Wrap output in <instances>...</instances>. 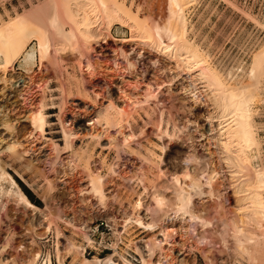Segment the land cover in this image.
<instances>
[{
    "label": "rangeland",
    "instance_id": "1",
    "mask_svg": "<svg viewBox=\"0 0 264 264\" xmlns=\"http://www.w3.org/2000/svg\"><path fill=\"white\" fill-rule=\"evenodd\" d=\"M41 1L0 0V26ZM76 1L72 7L80 13L91 9L81 0L82 11ZM113 1L141 25L148 18L162 25L166 18V0ZM182 15L186 40L198 58L190 64V77L154 50H131L128 39L143 34L138 38L136 31L116 24L110 36L88 39V44L80 40L46 57L32 41L26 52L34 51V58L26 63L22 56L11 68L4 66L9 51L0 45V171L4 167L42 211L24 207L8 177L0 179V188L13 190L0 195V264H29L32 258L36 264L40 257L58 264L56 249L63 264L81 262L74 249L64 252L67 243L82 248L86 259L110 256L117 263L122 258L130 264H264L263 253L250 247L248 254H240L230 234L223 233L219 219L238 221V207L248 202L235 192L242 173L234 174L225 161L222 120L198 76L209 68L225 82L244 81L251 53L264 47V0H186ZM119 47L133 65L127 67L119 55L116 62L123 70L117 72L112 50ZM89 56L103 69L81 72ZM192 85L194 93L204 91L196 104ZM253 110L257 144L241 164L248 176L264 167V103H254ZM39 111L42 120L35 125L31 117ZM63 128L75 134L68 147ZM12 143L14 150L5 151ZM89 175L104 180V204L91 193ZM208 176H214L212 186L205 184ZM176 177L186 188L192 179L201 184V194L193 195L188 206L194 219L175 214ZM153 194L161 200L159 207ZM137 199L142 204L135 210ZM44 213L54 220L48 230ZM135 215L141 224L131 221ZM256 217L262 239L264 214Z\"/></svg>",
    "mask_w": 264,
    "mask_h": 264
},
{
    "label": "bare ground",
    "instance_id": "2",
    "mask_svg": "<svg viewBox=\"0 0 264 264\" xmlns=\"http://www.w3.org/2000/svg\"><path fill=\"white\" fill-rule=\"evenodd\" d=\"M80 1H78L79 3L76 1V4H80ZM82 1L87 3L88 8H91L90 10H87L86 8L87 13L83 11L84 7L81 8V6H83L81 4V6L77 5L80 6V9H82L84 13H80V10L77 9L78 7L76 8V6L73 8L72 4L74 5V0H43L22 14H17L9 22L0 26V45L7 48L10 54V59L8 62L5 61L4 66L6 68H11L13 63L22 56L24 62L28 63L31 61L34 58L35 52H26V49L32 41H35L36 43L37 53L39 52L38 54L43 55L42 57H46L51 52L53 54H58V52H62L66 48H74L80 40L83 41V43L85 40L88 44V39L91 42V38L96 40L100 37H106L109 35L110 29L113 25L116 24L122 29L127 27L132 32L136 31L138 33V38L139 35H145L144 37L142 36V38L140 37L141 39H135L136 35L132 36L131 39H128V44L129 42L131 43V50H134V47H138L140 49L147 47L149 50H154L157 54L168 58L173 63L175 70L179 69L180 71H185L189 75L188 77H190V64L197 58V53L192 47H190L185 37L186 32L183 24L184 19L182 11L184 5L186 4V0H166L167 14L162 25H159L156 21H152L150 18L146 19L147 21L145 24H139V19H135V16L130 14L131 12L128 13L129 10H124L125 7L122 9V5H117L113 0ZM89 11L93 12V16L89 13ZM144 38H147L148 42L142 41ZM122 49L119 47L118 50H115V48L112 50V57L114 58L112 64L117 72L123 70L118 67L119 64L116 62V57L119 55L126 61L127 67L128 65H133L128 60L129 58L127 56L129 54L125 53ZM195 62L197 63L199 61ZM97 69L99 71V69L103 68L98 65L96 58L89 56L82 62L81 72L83 73L90 74ZM199 71L198 76L204 80L203 87L208 91L207 98H209L212 102V107H214L215 112H218V121L220 119L222 120L219 123L220 126H218L221 130L220 136L223 138L221 139V145L223 146V150L226 152L225 161L227 165H229L228 167L234 169V174L238 175L240 172L242 173L239 174L242 176L236 177V181L239 182L235 187V192L243 194L244 196L241 199L248 202L247 205L238 207V211H241V218L237 216L239 218L238 221H230L224 217L223 219H219L223 228V233L224 235L225 233L230 234L229 237L234 240L236 250L240 252V254H248L250 247L264 254V235L262 234V239H259L257 231L260 230L261 226L257 221L258 217H256L257 215L260 216L261 214H264V201L262 199L261 192L264 189V167H261L258 170H253L251 176H248V173L243 175L244 170L241 171V169H243L241 168V164L246 163L248 160V155L245 152L251 147H255L257 144L253 118L254 114L256 115V112L253 110V104L256 102L264 103V47H259V49L251 53L244 81H233L232 79L231 82H225L217 73H215V71H212L209 68H202V70ZM119 75L122 76V72H119ZM194 90H196V85H192L190 90V93H193V102L196 104L199 101L200 95H202V92L204 91L201 92L199 90V92L194 93ZM110 106L112 105L107 107L111 108ZM106 110L107 108L104 111ZM121 112L123 111H120V116L122 115ZM101 117H104L102 119L104 121L108 120L109 123L107 113L103 112V116ZM31 120L35 125L37 123L40 124L39 122L42 120V114L40 111L36 113V115L34 114V116L31 117ZM7 128H9V125H7ZM40 129L42 130V128ZM62 131L65 138V146L67 145L68 147L69 138L75 134L70 129L63 128ZM234 147H238L239 149L237 151H233L232 149ZM14 148L15 146L12 143L7 145L4 149L5 151H13ZM2 170L0 171V179L2 180V178L4 179L8 177L11 186L16 188V194L24 207L30 208L34 212L42 214V211L30 203L29 199L19 189L17 184ZM182 175V177L185 176L184 174ZM186 177H188L187 173ZM213 177L208 176L205 179V184L212 186L211 183ZM88 178L91 193L95 195L96 198L98 197L100 205L104 204V180L99 176L92 177L89 175ZM178 178H174V181L177 184V187L175 186L176 188H174L175 197L173 202L175 206V214H190V219H194L196 217L188 211V206L190 205L193 195L201 194L199 192L201 184L199 181L192 179L186 188L182 186L181 181L179 183ZM12 192V189L11 191L6 192L0 188V195L9 196ZM153 196L154 197L152 199L155 205L159 207L161 205L160 198L154 194ZM141 204V199H137L133 208L137 210ZM42 217V223L44 226L42 224L41 225L45 227L46 230L50 229L54 220L49 219L46 214L42 215ZM56 218L64 221L58 215ZM139 220H141V218L138 215L131 218V221L141 224ZM147 226L150 227L152 225L147 224ZM55 234L57 244L59 243L58 236L60 235L57 227H55ZM83 236L88 241L87 235L83 234ZM240 237H242L244 241H241L239 239ZM71 249H74L80 256H82L81 262L79 261V263L75 264H130L122 258H120L117 263L115 262L116 260H113L110 256L104 259H98L96 257L86 259L82 255V248L75 247L71 243H67L63 248L64 252ZM148 250L149 252L151 251L150 248ZM61 253L62 252L59 249H56L58 264H63ZM35 260L36 259L32 258L29 264L35 263ZM144 262L145 260L143 263Z\"/></svg>",
    "mask_w": 264,
    "mask_h": 264
},
{
    "label": "built area",
    "instance_id": "3",
    "mask_svg": "<svg viewBox=\"0 0 264 264\" xmlns=\"http://www.w3.org/2000/svg\"><path fill=\"white\" fill-rule=\"evenodd\" d=\"M36 264H55V263L49 258L40 257L37 260Z\"/></svg>",
    "mask_w": 264,
    "mask_h": 264
}]
</instances>
